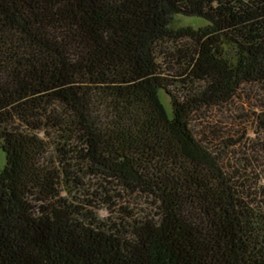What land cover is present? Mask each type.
Wrapping results in <instances>:
<instances>
[{"label": "trees", "instance_id": "1", "mask_svg": "<svg viewBox=\"0 0 264 264\" xmlns=\"http://www.w3.org/2000/svg\"><path fill=\"white\" fill-rule=\"evenodd\" d=\"M251 86L264 0H0V264H264V186L195 131Z\"/></svg>", "mask_w": 264, "mask_h": 264}, {"label": "rangeland", "instance_id": "2", "mask_svg": "<svg viewBox=\"0 0 264 264\" xmlns=\"http://www.w3.org/2000/svg\"><path fill=\"white\" fill-rule=\"evenodd\" d=\"M180 24H206L199 17H178ZM161 61V60H160ZM166 73H174L177 78L182 74L180 63L161 61ZM182 72V73H181ZM184 76L185 73H183ZM166 106L170 109L167 96H163ZM264 102V87L251 86L244 89L231 102L215 106L204 113L203 119L195 120V131L206 132L208 139L213 141L225 164L230 169H239L243 173L242 179H248L246 184L264 186V132L258 127L257 115ZM226 144H229L225 149ZM4 164V154L0 152V165ZM236 171V170H235ZM106 215L105 210H101Z\"/></svg>", "mask_w": 264, "mask_h": 264}]
</instances>
